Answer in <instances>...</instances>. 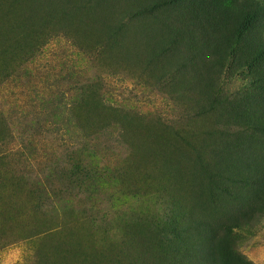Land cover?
Wrapping results in <instances>:
<instances>
[{
	"label": "rangeland",
	"instance_id": "374dc122",
	"mask_svg": "<svg viewBox=\"0 0 264 264\" xmlns=\"http://www.w3.org/2000/svg\"><path fill=\"white\" fill-rule=\"evenodd\" d=\"M153 2L181 31L165 0H0V264L186 257L200 242L182 229L191 213L235 223V252L264 264L262 189L241 182L246 171L235 147L264 157L260 132L240 136L254 72L237 64L238 51L208 87V73L198 81L194 69L173 73L166 61L157 64L149 50L162 38L143 31L146 45L138 29L146 16L137 14ZM120 18L123 31L114 35L108 26ZM161 23L151 29L166 26L167 41L170 26ZM184 29L187 38L198 32ZM206 58L210 65L216 56ZM222 149L232 160L217 173ZM207 165L209 180L200 173ZM199 181L215 193L197 197ZM242 193L251 199L241 202Z\"/></svg>",
	"mask_w": 264,
	"mask_h": 264
},
{
	"label": "trees",
	"instance_id": "16d2710c",
	"mask_svg": "<svg viewBox=\"0 0 264 264\" xmlns=\"http://www.w3.org/2000/svg\"><path fill=\"white\" fill-rule=\"evenodd\" d=\"M128 4L132 8L134 3L129 2ZM152 4V7L146 10L144 14L142 10L137 11L141 18L146 16L143 21V28L138 27L141 40L147 45L143 31L146 32V37L149 33L156 40L162 38V41L158 42L155 48L149 50L151 53L149 58L154 59L157 64L166 61V65L173 70V73H182L194 69L198 74V81L202 80L204 73H208L210 76L208 87L214 85L217 81V73L223 70L228 58H235L237 51L239 56L243 55L236 61L239 66H246L253 70L256 81V94L251 95L250 101H246L244 109H242L243 114H246L249 119L241 123L242 128L245 129V126L248 128L241 130L240 136L244 137L250 131H258L262 134L261 137L264 138V32L260 31L264 20V0H165L163 5H172L177 9V20L182 26L181 31L178 30L180 32H174L175 29L170 25L172 19L159 15L156 11L159 9L157 2ZM166 19H168V22ZM160 22H162V25L170 26L166 29L169 33L167 41H164L163 38L166 26L162 27L160 32L151 29L154 23L158 24ZM123 23L124 19L120 18L117 23L108 26V29L115 35L116 32L123 31ZM191 26L197 28L198 32L193 33L189 38L181 34V32L187 33L184 28L189 29ZM152 37H150L151 40H153ZM194 37L197 38L195 42ZM204 37L206 40L215 38L216 44L211 45L212 49L209 48L211 46ZM183 44L184 46H182ZM181 48L182 51L180 52ZM208 50L211 52L208 53ZM208 56H216V59L213 58L210 65L206 63V57ZM163 58L166 59L163 60ZM163 72L164 76L169 73V71ZM206 94H208V91ZM256 95L259 96V99H254ZM208 96L206 95V97ZM236 146L238 147L237 152L240 153L237 157L240 166L242 165V168L246 171V175L241 182L245 184V187L251 183V186L256 185L262 189L257 196L260 198V195H262L261 208H264V157L258 162L253 157L254 154L248 156L246 149L242 150L239 143H235ZM223 152L222 149L214 163L217 173H221L223 167L224 169L226 166L229 167L232 160V153L229 152L225 156ZM201 162V158L198 157L192 165L196 167ZM251 164L255 165L256 171L249 174L247 169H250ZM205 169L206 171L204 168L200 169L201 175L207 178L206 180L212 179L214 177L213 172L209 167ZM192 180L195 181V178L193 177ZM202 181L194 183L199 188L197 197H207L215 193L212 185H204ZM201 185H203V188L201 187L200 190ZM240 198L243 203L251 199L244 193L240 195ZM206 209L204 205L202 212H206ZM179 212L183 213L184 211ZM204 214L206 215V213ZM244 216L246 217V215ZM184 217H186L187 223L182 229L186 228V232L190 237H194V239L197 237L200 240L198 243L195 240L193 241L194 253H184L186 257L181 258L158 256L159 261L157 264H251L250 261L237 254L232 247L230 232L235 223L222 226V223L217 221L216 217L207 219L208 216H205L204 221L201 222L192 213L184 215ZM174 235L183 242L187 239L182 238L178 232L176 233V230ZM180 247L185 246L181 245ZM199 253L202 255L201 258L198 257Z\"/></svg>",
	"mask_w": 264,
	"mask_h": 264
}]
</instances>
